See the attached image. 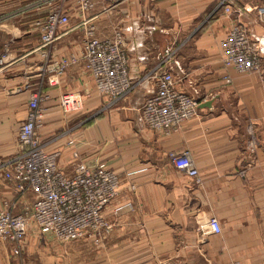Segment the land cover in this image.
<instances>
[{"label": "crops", "instance_id": "1", "mask_svg": "<svg viewBox=\"0 0 264 264\" xmlns=\"http://www.w3.org/2000/svg\"><path fill=\"white\" fill-rule=\"evenodd\" d=\"M37 2L0 0V56L6 55L0 66V209L16 196L1 164L18 152L30 95L41 85L46 98L38 134L47 149L62 151L63 166L76 150L91 166L106 163L121 177L119 204L132 205L117 215L108 212L115 227L97 245L91 238L63 242L31 225L21 246L0 240V264H264V72L223 65L222 40L233 21L218 0H129L103 18L109 28L124 21L133 79L154 72L169 48L149 32H185V45L170 65L178 88L200 100L199 113L170 135L143 119L154 80L116 103L97 93L83 62L70 66L59 84H42L45 50L37 48L35 21L46 11ZM234 2L243 24L264 43V20L255 10L264 0ZM83 33L76 28L65 34L56 56L79 53ZM69 91L81 92L83 112L62 111L60 96ZM96 111L100 115L92 116ZM72 121L78 123L70 126ZM184 149L191 152L199 180L169 156ZM31 201L30 193L23 196L16 211ZM211 216L219 218L220 234L198 230L208 227Z\"/></svg>", "mask_w": 264, "mask_h": 264}, {"label": "built area", "instance_id": "2", "mask_svg": "<svg viewBox=\"0 0 264 264\" xmlns=\"http://www.w3.org/2000/svg\"><path fill=\"white\" fill-rule=\"evenodd\" d=\"M128 1L38 0L37 6L46 11L44 17L35 21L40 32L37 48L45 50L46 60L39 76L43 79L42 84L57 85L70 66L83 62L94 79L97 93L108 97L111 103L127 98L138 85L154 80L156 89L142 106L143 119L151 129L170 135L198 115L200 100L178 88L171 58L166 57L169 49L154 72L140 79L131 77L124 21L118 20L109 37L100 34L98 23L99 19L117 13ZM218 7L233 21L222 40L223 65L238 72L262 73L264 43L243 24L242 9L234 0H218ZM255 10L264 20V3L258 4ZM73 18L77 19L75 25ZM76 28L84 32L80 52L56 56L54 51L58 42ZM5 56H0V66L5 63ZM45 98L43 85L31 93L28 114L19 129V150L1 164L4 176L14 184L16 196L0 209V240L21 246L30 225L35 224L40 231L52 232L63 242L92 235L100 241L115 227L108 212L111 210L117 215L124 206L132 204H119L121 177L106 163L91 166L76 150L67 166H63L62 151L47 149L38 134L43 126L42 102ZM59 105L65 114L80 113L84 110L83 95L79 91L65 92L60 96ZM169 156L178 169L199 180V169L188 149L172 150ZM29 193L32 201L17 212L21 198ZM207 226L209 230L204 225L198 229L203 234H220L223 229L216 216L209 218ZM231 264L247 263L235 261Z\"/></svg>", "mask_w": 264, "mask_h": 264}, {"label": "rangeland", "instance_id": "3", "mask_svg": "<svg viewBox=\"0 0 264 264\" xmlns=\"http://www.w3.org/2000/svg\"><path fill=\"white\" fill-rule=\"evenodd\" d=\"M115 14H117L116 13V11H115ZM105 19H101L100 20V22H99V29H100V34L102 35V36H104V37H109V36H111L112 34H113V29H112V27H108V25L105 23V21H104ZM102 25V26H101ZM103 26L105 27V28H103ZM108 33H110V35L108 34ZM185 32H174V31H163V32H149V35H151V34H154V35H156V36H158V37H161L163 40H164V42L166 43V46H168L169 48V52H168V55H166V53H165V55H166V57L169 59V58H172V57H174V56H176V55H178V53H179V48H181L182 46H183V44L185 43L184 41L186 40L185 38H184V34ZM153 36V35H152ZM188 40V39H187ZM179 42H182V43H179ZM185 45V44H184ZM263 62V61H262ZM263 69H264V67H263ZM263 72H264V70H263ZM262 72V73H263ZM83 112V111H82ZM99 113H101V111L99 112ZM97 115L98 114V111H96V112H93L92 113V116H94V115ZM66 115H75V114H66ZM100 114H98V116H99ZM85 117H87V115H85ZM85 119V118H84ZM83 119V120H84ZM78 123V121H72V123L70 124V126H73V125H75V124H77ZM87 124V122H85L83 125V127H85V125ZM110 212V211H109ZM217 217V216H216ZM199 227H201V225L200 226H198V228ZM207 228V230H209V226L208 227H205V229ZM38 229V228H37ZM39 230V229H38ZM199 230V229H198ZM112 232H113V230H112ZM112 232H110V234L112 233ZM202 232V231H201ZM110 234H108V235H106V236H109ZM105 236V237H106ZM104 237V238H105ZM85 238H91L90 240L92 241V243L93 244H95V245H97L100 241L99 240H96L95 239V236H86Z\"/></svg>", "mask_w": 264, "mask_h": 264}, {"label": "bare ground", "instance_id": "4", "mask_svg": "<svg viewBox=\"0 0 264 264\" xmlns=\"http://www.w3.org/2000/svg\"><path fill=\"white\" fill-rule=\"evenodd\" d=\"M111 211V210H110ZM32 225H34V226H36L35 224H32ZM31 226V225H30ZM37 227V226H36ZM30 228V227H29ZM29 230V229H28ZM43 232V231H42ZM236 261H239V260H236ZM233 262H235V261H233ZM242 262V261H241ZM232 263V262H231ZM231 263H229V264H231Z\"/></svg>", "mask_w": 264, "mask_h": 264}]
</instances>
